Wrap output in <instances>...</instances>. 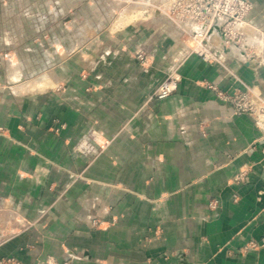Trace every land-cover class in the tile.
<instances>
[{
    "label": "crops",
    "instance_id": "0c3cea01",
    "mask_svg": "<svg viewBox=\"0 0 264 264\" xmlns=\"http://www.w3.org/2000/svg\"><path fill=\"white\" fill-rule=\"evenodd\" d=\"M252 2L246 25L264 33ZM117 15L107 0H0V260L264 264L249 248L264 240V130L206 86L264 96V67H201L167 22ZM62 30L77 46L57 53ZM20 49L54 86L12 91ZM174 69L177 91L154 97Z\"/></svg>",
    "mask_w": 264,
    "mask_h": 264
},
{
    "label": "built area",
    "instance_id": "2783aa9c",
    "mask_svg": "<svg viewBox=\"0 0 264 264\" xmlns=\"http://www.w3.org/2000/svg\"><path fill=\"white\" fill-rule=\"evenodd\" d=\"M121 3L130 4L136 0H117ZM149 7L161 10L166 17L182 29V35L194 44L191 54L202 58L206 62L218 59L220 55L215 52L213 43L227 41V45L237 41H249L243 26L246 19L253 10L252 0H147ZM155 1V2H154ZM259 41L258 49L253 55L262 60L264 67V33L257 32ZM248 44V43H247ZM227 55L221 54V57ZM138 61L147 62V55L140 52L137 55ZM182 83L181 76L176 72L171 73L165 82L156 90L154 96L164 99L174 93ZM208 88L215 92L218 99L227 103L233 110L234 116L248 115L253 118L256 126L264 130V96L256 88L246 90L225 91L217 85H209ZM256 90V91H255ZM255 91V92H254ZM213 203L212 207H216ZM264 247V240L261 243L252 242L251 249Z\"/></svg>",
    "mask_w": 264,
    "mask_h": 264
},
{
    "label": "rangeland",
    "instance_id": "374dc122",
    "mask_svg": "<svg viewBox=\"0 0 264 264\" xmlns=\"http://www.w3.org/2000/svg\"><path fill=\"white\" fill-rule=\"evenodd\" d=\"M107 1H111V2L116 4V11H118V15L116 17L117 21L114 24L115 26L117 25L118 27L119 26L121 27V26H124V25H129L131 23H138V22L151 23L153 21V22L156 23V22H160L162 20L164 22H167L168 25L170 26V28L172 29V31H174L175 36H178V38H179L178 39V42H179L178 44H179V46L182 49L185 50L184 53H186L187 57L195 56V55L191 54L192 47H194V44L191 41H188V39L183 37L182 29L177 24H175L173 21H171L168 17H166L161 10H159L157 8H152V7L150 8L149 5H148L149 2L147 0H145L146 1L145 2L146 3L145 6H139V7L137 6V9H133L129 4L121 3V2H119L117 0H107ZM80 11L78 10V15L79 16H81V12ZM82 12L85 15H88L89 13H91V10L85 7V9H83ZM128 15H131V16L132 15L133 16L134 15L135 16L138 15V16L136 17L137 19H135L133 21H130L128 23L127 22L123 23L124 18H126ZM123 16H125V17H123ZM15 29L16 28L14 27V30ZM64 31L65 30H62L61 32H59L60 33L59 34L60 38H62L63 42L61 43L62 47H61V45H56L57 53H59V51L61 52L63 50H70L71 48H74L75 46H77V42H73V41H71V39H68L67 41L64 40V38H65L64 34L66 33ZM245 33H246V36H247V38L249 40L248 42L247 41H237L236 40L235 42H232L230 45H227V41L224 40V39H222L223 41L217 42V43H213L212 41L211 42L209 41V43L211 45L215 46L214 47L215 48L214 51L217 52L218 55H220V56L218 57L217 60H215L216 62H214V60L206 62L202 58L201 59L203 61H205L206 63H217V64H220L222 66H226L227 61L229 59H231V60L239 61L244 66H246V63H248V62H256L257 63L256 67H263L262 66V60L259 59L257 56L253 55V52H255L256 49H258L256 43H259V41L254 40V38H257L256 32H255V34H254V32H253V34H248L245 31ZM225 49H227L229 52L226 53L224 51ZM17 52L19 53V56H21V57H16L15 54ZM23 52L24 51H22L20 49V50H16V51L13 50V51H10L8 53V54H12V55H10L11 57L9 58V61H11L12 65L16 64V62L20 63L19 60H21L23 66L26 67V68L23 67V71H22V73H18L19 75L14 74V73L12 75H10V79H11V81H10V85L11 86L10 87L14 88V90H12V91L15 92V93L29 94V93L38 92V91H46V90L49 89V87L54 86V85L44 86L45 84H44L43 81H48V82L52 81V77H51L52 73L50 75L49 71L47 72V70H45V67L48 66L49 63L46 62V65H44V63H43L45 61L44 57H42L41 66L38 67V66H35L33 64V59H32L33 56L31 54H29L30 56H27V53H29V52H24V53ZM224 53L227 56L226 57L224 56V60H223L221 58V54L224 55ZM147 59L148 60H147L146 63H144V65H147V63L149 62V57L148 56H147ZM173 72H176L178 74V76H181L179 74V72H178V69H174L166 76L165 80ZM232 75L238 79V77L236 75H234L233 73H232ZM52 76H54V75H52ZM165 80L161 83V85L165 82ZM209 85H212V84H210V83L206 84V86H209ZM247 88L254 89L255 87L246 86L245 90ZM236 90H240V89H236ZM241 91H243V90H241ZM155 92H154V94H155ZM2 132H3V128L0 127V134ZM13 263L17 264L15 259H2V260H0V264H13Z\"/></svg>",
    "mask_w": 264,
    "mask_h": 264
},
{
    "label": "bare ground",
    "instance_id": "6f19581e",
    "mask_svg": "<svg viewBox=\"0 0 264 264\" xmlns=\"http://www.w3.org/2000/svg\"><path fill=\"white\" fill-rule=\"evenodd\" d=\"M146 1L145 0H136L135 2L134 1H131L130 2V6L133 8V9H137V6L139 7V6H145L146 5V3H145ZM138 14V13H137ZM138 15H128L126 18H124V20H123V23H128V22H130V21H133V20H135V19H137L136 17H137ZM123 17H125V16H123ZM121 23V22H120ZM120 25V24H119ZM244 31H246L248 34H253V31L254 30H252V28L251 27H249V26H247V25H245V26H243V28H242ZM255 34V33H254ZM253 38V37H252Z\"/></svg>",
    "mask_w": 264,
    "mask_h": 264
},
{
    "label": "water",
    "instance_id": "95a60500",
    "mask_svg": "<svg viewBox=\"0 0 264 264\" xmlns=\"http://www.w3.org/2000/svg\"><path fill=\"white\" fill-rule=\"evenodd\" d=\"M226 53H228L229 51L227 49L224 50ZM206 65V62L205 61H202L201 62V67L205 66ZM246 66L247 67H256L257 66V63L256 62H248L246 63Z\"/></svg>",
    "mask_w": 264,
    "mask_h": 264
}]
</instances>
